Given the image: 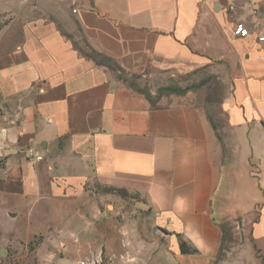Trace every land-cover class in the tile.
Returning a JSON list of instances; mask_svg holds the SVG:
<instances>
[{"label": "crops", "instance_id": "0c3cea01", "mask_svg": "<svg viewBox=\"0 0 264 264\" xmlns=\"http://www.w3.org/2000/svg\"><path fill=\"white\" fill-rule=\"evenodd\" d=\"M238 23L248 38L234 35ZM259 37L264 0H0V264L34 257L35 236L60 223L75 229L60 242L46 237L38 264H92L103 254L107 264H218L233 221L249 228L245 247L263 248ZM213 64L231 87L218 131L197 97L153 106L118 75ZM98 186L141 196L161 234L129 225L90 237L102 216ZM64 204L76 206L60 214Z\"/></svg>", "mask_w": 264, "mask_h": 264}, {"label": "rangeland", "instance_id": "374dc122", "mask_svg": "<svg viewBox=\"0 0 264 264\" xmlns=\"http://www.w3.org/2000/svg\"><path fill=\"white\" fill-rule=\"evenodd\" d=\"M76 42L85 54L92 55L99 62L109 64L115 71H118L119 67L114 62L99 53L89 51L82 39ZM211 66L197 69L190 74L156 72L139 78L124 74L118 75L125 77L129 84L143 93L153 106L167 103L174 96L191 94L197 97L199 102L201 104L204 103L208 108L213 125L218 131L221 127L222 119L220 106L230 93L231 87L230 83L226 81V70H223L217 64ZM94 192L99 197L102 216L97 220L96 227L90 230V237H107L110 233L117 236L124 228L127 229L129 225L133 233L142 234L144 237L150 234H147L149 229L158 235L161 234L160 231H157L151 225L152 222L149 218L148 210L144 206L141 196L123 191H113L101 186L94 187ZM75 206V204L72 206L65 204L56 205V209L60 214H67ZM238 226L237 221L223 225L224 239L217 258L218 264H264V247L261 248L254 245V251L245 247L243 245V237H249V228L244 230ZM69 228L70 230L75 229L74 226L69 227L66 223H60L58 226H53V229L50 230L51 232L45 229L37 234L29 246V250L34 252V257L20 261V263L38 264L41 258L37 256V250L43 240L46 237H57L60 242L61 238L65 237L63 233H66ZM101 244L102 242H98V245ZM103 248L106 251L105 246ZM103 257L102 264H107L106 255L103 254ZM69 264H76V260L69 259Z\"/></svg>", "mask_w": 264, "mask_h": 264}, {"label": "built area", "instance_id": "2783aa9c", "mask_svg": "<svg viewBox=\"0 0 264 264\" xmlns=\"http://www.w3.org/2000/svg\"><path fill=\"white\" fill-rule=\"evenodd\" d=\"M231 9H233V7H231ZM74 12L76 13L77 10H74ZM234 35L237 38L245 39V38H248L250 36V31L248 30V28L243 23H238L235 26ZM258 39L261 42L264 41V37H259ZM102 262L103 261H94L92 264H102ZM81 264H86V262L83 261Z\"/></svg>", "mask_w": 264, "mask_h": 264}, {"label": "trees", "instance_id": "16d2710c", "mask_svg": "<svg viewBox=\"0 0 264 264\" xmlns=\"http://www.w3.org/2000/svg\"><path fill=\"white\" fill-rule=\"evenodd\" d=\"M95 60H96L98 63L103 64V63L99 62L96 58H95ZM140 93H141V92H140ZM142 94H143V93H142ZM181 252H182L183 254H186V253L190 252L189 249H186V244H184V243L181 244Z\"/></svg>", "mask_w": 264, "mask_h": 264}]
</instances>
